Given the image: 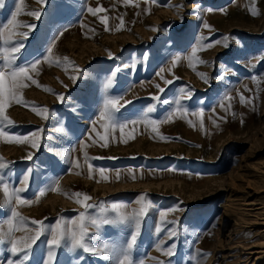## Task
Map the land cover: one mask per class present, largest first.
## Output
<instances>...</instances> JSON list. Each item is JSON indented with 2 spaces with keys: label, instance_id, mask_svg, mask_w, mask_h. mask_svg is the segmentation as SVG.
<instances>
[{
  "label": "rangeland",
  "instance_id": "374dc122",
  "mask_svg": "<svg viewBox=\"0 0 264 264\" xmlns=\"http://www.w3.org/2000/svg\"><path fill=\"white\" fill-rule=\"evenodd\" d=\"M17 8L18 21L35 26L17 63L43 60L58 37L37 83L6 108V133L39 135L36 148L0 137L9 183L19 187L28 176L21 195L39 198L17 210L47 226L80 213L111 219L113 203L131 211L143 197L149 208L134 261L264 264V0H3L0 26ZM112 98H120L119 111L101 120ZM4 199L0 189V220L10 215ZM88 227L93 244L125 245L135 230ZM49 238L37 240L28 264H44ZM169 247L171 257L159 250ZM15 259L10 244H0V264ZM55 261L113 264L63 245Z\"/></svg>",
  "mask_w": 264,
  "mask_h": 264
},
{
  "label": "snow or ice",
  "instance_id": "6c2138e0",
  "mask_svg": "<svg viewBox=\"0 0 264 264\" xmlns=\"http://www.w3.org/2000/svg\"><path fill=\"white\" fill-rule=\"evenodd\" d=\"M19 2L22 4L23 0H19ZM39 2L43 4L45 0H39ZM0 7H3V0H0ZM102 10L101 8L95 10L91 8L88 9L93 15H96L98 11ZM19 12L20 9L17 8L16 13L13 14L11 19L3 26H0V42L12 45L11 47L0 48V137H5V142H15L18 144L30 143L33 148H36L39 143L38 133H33L30 136L21 138L5 132L3 127L4 122L12 123L10 118L6 115V108L10 107L13 102L17 104L22 103V90L29 86L28 82H31V84L37 83L34 74L38 73L41 63L52 62L53 48L55 47V40L58 39V37L54 38L52 44L47 48V54L44 56L43 60L37 59L23 64L17 63L20 59L21 51L25 48L22 40L27 39L29 32L35 27L34 25H24L19 22L17 19ZM27 14L36 18H39L41 15L39 11H31ZM121 23H123L122 18ZM204 26L206 28L209 27L206 23ZM24 27H27L29 31L20 30ZM117 30L121 29L118 28ZM60 34L62 35V33ZM216 43H219V41ZM207 47H213V45L209 43ZM195 55L196 52L194 50L193 56ZM261 59L264 60V57H261ZM55 62L57 64L60 63L59 59ZM73 79L76 78L73 77ZM108 83L111 84L112 81L109 80ZM165 83L171 84L172 81L166 80ZM157 87L159 88V85H157ZM159 90L161 93L164 91L163 88H159ZM119 99L120 98H112L105 101L103 110L100 112L101 120L109 122L114 121V112L119 111V107H117ZM241 99L243 100L244 98L242 97ZM125 103L129 102L125 101ZM122 106L123 105H121V107ZM33 110H35V108ZM147 111L152 112L154 108L149 107ZM46 112L47 110L44 109L41 114ZM132 123H135V121ZM151 123L153 125V131H158L155 122L152 121ZM111 126L113 128L119 127L121 132L127 127L126 124L117 125L115 123H112ZM129 138L132 137L130 136ZM124 142L127 143V140ZM27 158L31 159V155ZM76 166H79V162H77ZM7 168H9V164L0 157V189H2L5 197L3 206L10 207V215L0 220V244H10V252L17 257L15 260H9L8 264H28L31 259L34 245L37 240L44 235L50 236L47 240L48 251L44 264H56L55 250L59 249L62 245L68 247L69 250L72 251L82 250L93 256L112 260L113 264H144L143 261H134L131 257V250L134 248L139 234L141 218L147 215L149 208V204L143 197L139 200V207L131 211L126 210V205L113 203L111 205V210L114 216L111 219L105 216L99 220L96 218H89L86 220L85 214L80 213L77 219H72L68 222L57 219L53 225L46 226L42 221L24 217L17 210L19 206H31L32 203L38 202L39 198H37V200H28L23 197L21 194L27 190L24 186L25 182L28 181L30 177L25 176L20 181V186L17 187L9 183L8 177L5 174V169ZM89 169L91 170V166H89ZM100 172L101 175H103L104 170L101 169ZM133 178L135 177L133 176ZM50 190L58 191V182L57 185H54ZM45 195V191L39 193V197H44ZM65 195L67 194L65 193ZM72 195L76 197L75 202L82 204L84 208L92 207L91 204L85 203L91 199L86 194L74 193ZM88 224L96 229H100L101 226L109 225H120L124 227L134 225L135 230L130 234V239L125 245L111 241L93 244L91 240L94 238L95 234H93V236L89 235ZM159 250L167 257L174 255V251L171 247H169L167 251L163 248ZM157 264H165V262L157 261Z\"/></svg>",
  "mask_w": 264,
  "mask_h": 264
}]
</instances>
